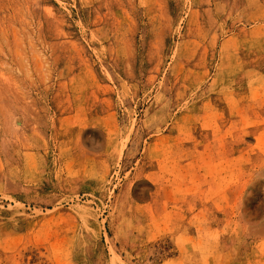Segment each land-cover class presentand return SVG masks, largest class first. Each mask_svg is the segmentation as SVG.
Here are the masks:
<instances>
[{"label": "rangeland", "instance_id": "374dc122", "mask_svg": "<svg viewBox=\"0 0 264 264\" xmlns=\"http://www.w3.org/2000/svg\"><path fill=\"white\" fill-rule=\"evenodd\" d=\"M0 264H264V0H0Z\"/></svg>", "mask_w": 264, "mask_h": 264}]
</instances>
